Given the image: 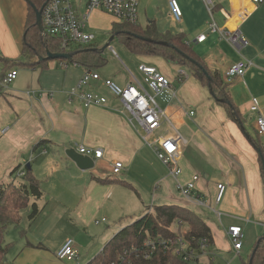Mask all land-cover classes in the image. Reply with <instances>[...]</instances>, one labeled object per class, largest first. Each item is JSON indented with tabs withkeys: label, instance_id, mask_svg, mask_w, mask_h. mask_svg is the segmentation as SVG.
Here are the masks:
<instances>
[{
	"label": "crops",
	"instance_id": "1",
	"mask_svg": "<svg viewBox=\"0 0 264 264\" xmlns=\"http://www.w3.org/2000/svg\"><path fill=\"white\" fill-rule=\"evenodd\" d=\"M179 5L182 19L177 22L170 14L168 0H140L138 24L144 26L154 21L159 31L184 33L206 68L218 72L224 82V73L233 62L241 58L249 60L251 65L243 76L225 82L240 121L238 116L228 115L209 88L188 68L182 72L183 67L169 65L159 56L135 55V69L132 71L125 65L126 77L123 82H117L121 86L131 79L126 69L142 80L137 68L140 63L154 65L164 75H172L171 69L177 73L172 75L170 88L158 94L147 87L185 140L180 143L181 155L177 162L180 173L174 176L157 158L153 145L143 139V131L128 121L122 102L101 82H93L88 89L104 95V105L85 107L70 97L69 92L85 67L61 66L59 60L51 58L45 66L12 63L10 66L17 70V75L7 88L0 90V183L17 184L25 175L18 173L30 170L44 193L36 200L40 207L38 216H52L55 209L45 211L44 208L47 202H54L61 205V210H57L60 220L73 213L87 221L112 196L125 194L139 198L138 189L152 182L162 189L159 195H154L150 206L178 204L200 214L201 206L179 196L176 189L177 182L186 183L198 174L195 194L213 205L210 209L215 216V220L203 219L210 228L212 242L200 257V263L248 264L264 236L263 160L255 130L257 114L249 109L255 100L264 116V1L256 4L250 0H215L213 21L227 31L239 30L247 40L240 48L230 44L218 31L209 29L211 19L202 0H179ZM28 13L27 0H0V58L13 62L22 58ZM200 33L205 35L201 41L196 39ZM100 76L114 81L103 74ZM250 120L253 132L248 129ZM167 128V123H163L148 135V140L155 143L170 133ZM81 145L102 149L100 158L89 154L94 160L93 168L81 169L65 155L64 147L78 151ZM115 160L123 164L118 174L111 170ZM14 168L17 171L12 173ZM219 181L226 184V189L217 204ZM134 199L138 208L136 196ZM40 201L44 203L40 205ZM145 206L147 210L149 206ZM214 209L221 212L220 218ZM101 221L105 220L97 223ZM233 224L243 228L238 250L227 235V228ZM43 225L55 227L49 220ZM126 225L117 227L118 231ZM64 241L53 247L55 257ZM23 246L14 261L8 259L7 253L5 264L49 263L48 255L41 250L43 245L27 242ZM88 256L89 253L83 256L78 253L72 260L61 261L86 264L92 258L88 260ZM259 264H264V256Z\"/></svg>",
	"mask_w": 264,
	"mask_h": 264
},
{
	"label": "built area",
	"instance_id": "2",
	"mask_svg": "<svg viewBox=\"0 0 264 264\" xmlns=\"http://www.w3.org/2000/svg\"><path fill=\"white\" fill-rule=\"evenodd\" d=\"M140 0H87L83 12H79L73 0H46L41 11V21L43 30L40 31L42 37L53 35L61 38L60 48L62 52H68L71 46L87 45L94 40V35L86 28V22L92 9L100 8L108 13L116 16L120 21L138 23V5ZM208 14L210 16L209 29L218 31L221 36L226 39L233 46L240 48L247 43V40L237 29L227 31L225 28L216 26L212 18L213 7L215 0H202ZM253 3H261L264 0H250ZM169 10L172 18L179 22L182 19V10L179 5V0H168ZM205 38L203 33L198 34L197 40L201 41ZM61 66H67L68 63L60 61ZM74 65H77L74 63ZM251 62L245 58H241L233 62L224 73L225 82L231 81L234 77L243 76ZM142 74V80H138L129 69L127 73L130 74L131 79L123 86L109 78H102L98 71L94 69H84L77 84L70 90V97L80 101L83 106L91 105L101 106L106 103V97L95 92L90 86L93 82H101L109 92L118 98L128 114V121L133 125L139 127L143 131V139L149 144L153 145L157 158L169 167V172L176 176L180 173V168L177 162L181 155L180 143L185 140L182 134L177 130L172 119L158 106L155 101L154 94H158L165 89L170 88L171 79L161 73L156 66L140 63L137 66ZM3 69L0 60V90L7 88L8 84L13 81L17 75L15 68H9L1 76ZM152 89L154 94L148 91ZM250 111L254 112L255 130L260 138V153L264 162V116L260 113L259 106L255 100L250 105ZM190 111V114H193ZM163 123H167L170 133L165 134L157 140H148V135L159 128ZM2 131H5L3 129ZM78 151L82 154H93L95 157H102V149H90L84 146H79ZM123 167L120 160H115L111 163V170L113 174H118ZM19 175H24L21 171ZM199 175L195 174L186 183L177 182L176 189L181 196L186 198L189 202L199 205L207 206L205 199L200 195L195 194L196 182ZM217 193L215 196V203H219L223 197L226 189V184L222 181L217 182ZM215 214L220 218L221 212L214 209ZM228 238L231 240L233 247L238 250L242 244L243 228L240 225H230L227 228ZM149 249L155 250L162 248L163 250L171 249L178 257L184 261L194 262V264H201L200 257L204 254L208 247L207 239L205 237L191 238L177 234L174 237L149 239L146 242ZM78 255L74 248V240L66 239L62 246L57 250L56 256L60 260H72ZM147 256V253L145 254Z\"/></svg>",
	"mask_w": 264,
	"mask_h": 264
},
{
	"label": "trees",
	"instance_id": "3",
	"mask_svg": "<svg viewBox=\"0 0 264 264\" xmlns=\"http://www.w3.org/2000/svg\"><path fill=\"white\" fill-rule=\"evenodd\" d=\"M27 1L29 13L24 32L22 58L15 62L0 58L3 65L1 76L11 68L12 63L45 66V62L50 59L46 57L47 50L53 53L62 52L61 38L53 35L42 37L35 23V12L31 4L39 9L46 0ZM111 32L116 33L115 37H118L134 55L159 56L167 63L186 67L200 83L208 88V76H210L214 97L227 99L228 103L216 101L224 106L230 117L238 116L237 120L240 121V115L230 99L226 83L218 72L206 68L184 33H174L170 30L159 31L154 21L144 26L124 21L115 22ZM91 46V44L71 46L67 50L72 54L70 59L56 58V60L95 70V67L103 65L105 60L101 56L102 52L94 50ZM39 57L41 59H38ZM16 171L17 168H14L12 173ZM43 195L38 179L30 173V170L25 171L23 180L17 184L0 183V264H5L9 250V243L5 241L8 227L19 226L21 213L29 206L30 199L34 201L30 204L28 219L33 221L40 213L36 200ZM177 234L188 238L205 237L208 246L212 242L210 228L199 213L178 204L152 205L133 222L117 231L86 264H194V262L182 260L171 249L156 248L151 251L146 245L149 239L174 237ZM263 242L259 241L251 264H259L264 256ZM146 253L147 256H145Z\"/></svg>",
	"mask_w": 264,
	"mask_h": 264
},
{
	"label": "rangeland",
	"instance_id": "4",
	"mask_svg": "<svg viewBox=\"0 0 264 264\" xmlns=\"http://www.w3.org/2000/svg\"><path fill=\"white\" fill-rule=\"evenodd\" d=\"M73 1L79 11L85 9V2L87 0ZM119 21L120 20L116 16L105 10L100 8L92 9L86 22L87 30L94 35V40L90 43L92 45L91 47L101 48L112 34L113 23ZM101 56L105 60V63L95 67V70L100 74L114 78V81L119 83L123 82L126 77L125 65L133 71L137 63L135 55L127 49L118 37L113 38L109 46L102 51ZM73 65V63H69V66ZM185 70V67L180 69L182 72H185ZM171 73H173V76L177 75L176 71L172 69ZM172 75L166 74L170 79H174ZM252 128L253 121L250 120L248 129L253 132ZM161 133L162 130L159 134ZM173 188L174 187L171 185L172 191ZM161 189L159 184L157 186L155 182H152L151 184L147 183L143 185L140 190L138 189L139 198L137 195H133V197L131 195V198L125 194H121L120 196L114 195L107 200L100 209H97L87 221H83V217L73 213L60 220L57 210H61V205L54 202H47L44 209L45 211L55 209L52 216L46 217L41 214L34 222L29 223L30 221L27 216L29 213L27 214V211L32 202V199H30L29 206L21 213L22 217L19 226H9L6 232L5 241L9 243L8 259L14 261V257L19 250L24 247L23 245L27 242H33L38 245H43V249L41 250L48 255L50 259L48 264H66L68 263L67 261H61L53 255V247L71 238L74 240V248L79 255L83 256L89 253V260L95 253L99 252L104 247L115 234L116 230L118 231L119 228L117 227L132 222L144 213L146 208L145 205L150 207L153 203L154 195H159ZM134 196H136L138 200V208H135L136 203H134ZM43 203L44 201H40L39 204L42 205ZM207 205L209 208L200 207V209H202L200 215L205 220H215L214 213L212 209H210L213 205H210L208 202ZM102 219L105 221L97 223V221ZM48 220L54 223V228H44L43 224ZM74 262L76 263V261Z\"/></svg>",
	"mask_w": 264,
	"mask_h": 264
},
{
	"label": "water",
	"instance_id": "5",
	"mask_svg": "<svg viewBox=\"0 0 264 264\" xmlns=\"http://www.w3.org/2000/svg\"><path fill=\"white\" fill-rule=\"evenodd\" d=\"M31 5H32V8L35 12V23H36L38 29L40 31H42L43 27H42V21H41V11H42L43 6L38 9L33 4H31ZM115 35H116V33H112L110 35L108 41L101 48L93 47V49L102 52L107 46H109L110 42L113 40ZM145 39L151 40L150 38H145ZM46 57L51 58V59H55V58L70 59L72 57V54L69 52L53 53V52H50L47 50ZM38 59H41V57H39ZM208 86H209V91L215 100H218L219 102H222V103H228L227 99H218V98L216 99L214 97L213 92L211 91V77L210 76H208ZM64 152H65V155L68 156L79 168L90 169V168L94 167V160L89 155L82 154L79 151H76L74 148H71V147H64ZM263 174H264V162H263ZM261 239L264 241V236ZM251 263H252V257L249 261V264H251Z\"/></svg>",
	"mask_w": 264,
	"mask_h": 264
}]
</instances>
